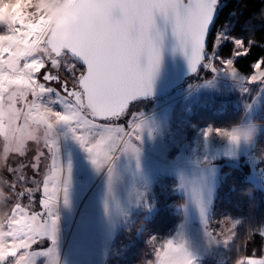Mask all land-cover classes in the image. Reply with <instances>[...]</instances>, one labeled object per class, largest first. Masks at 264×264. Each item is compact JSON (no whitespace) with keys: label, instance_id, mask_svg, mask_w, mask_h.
Returning <instances> with one entry per match:
<instances>
[{"label":"snow or ice","instance_id":"snow-or-ice-1","mask_svg":"<svg viewBox=\"0 0 264 264\" xmlns=\"http://www.w3.org/2000/svg\"><path fill=\"white\" fill-rule=\"evenodd\" d=\"M22 2L29 11L18 17L10 34L0 35V41L47 47L50 54L47 58L25 57L15 73L0 67V75L15 93L4 102L7 118L0 117V137L7 144L14 109L16 129L22 135L12 153L25 157L27 142L37 145L27 162L18 160L7 168L12 180H7L4 192L10 212L4 222L6 235L0 240V264H62L60 219L61 213L71 208L70 165L65 167L61 155L65 139L77 143L96 171L107 177L103 211L109 223L119 221L137 234L146 227L142 221L135 224L131 215V207L150 208L144 191L134 193L128 209L116 197L117 163L124 159L140 171L146 142L172 131L161 121L154 104L165 33L170 31L177 50L186 58L184 76L189 92L212 87L220 76H228L242 86L243 94H250L251 86H257L255 96H259L264 92V57H257L247 74L237 67L238 60L250 55L256 44L251 25L248 37L242 38L230 34V26L225 24L216 30L209 46L219 0H72L79 24L73 27L66 45L50 39L53 21L34 12L35 0ZM225 44H231L229 54L222 53ZM10 55V50L0 46V65ZM7 95L0 87V102ZM33 125L42 131L28 132ZM258 128L254 123L227 129L208 125L199 132L204 141L219 137L238 148L242 141L254 144ZM256 159L264 161V148L259 149ZM196 163L204 171L193 179L181 174L179 187L198 206L209 244L228 249L237 237V226L246 221L231 215L215 219L209 214L215 189L208 187L206 173L209 169L214 173L215 164L208 156ZM249 183L251 187L239 195L253 200V189H264V181L250 177ZM206 187L207 206L203 199ZM37 192L39 211L31 208ZM25 199L28 205L23 203ZM247 223L249 236L258 233L264 238V224ZM146 240L151 258L142 264H195L182 236L160 240L148 234ZM236 264H264V258L245 257Z\"/></svg>","mask_w":264,"mask_h":264},{"label":"rangeland","instance_id":"rangeland-1","mask_svg":"<svg viewBox=\"0 0 264 264\" xmlns=\"http://www.w3.org/2000/svg\"><path fill=\"white\" fill-rule=\"evenodd\" d=\"M71 5L72 0H35L33 10L35 13L48 16L54 22ZM9 11L11 21L15 25L18 17L28 12L29 7L22 0H16L15 8L10 7ZM238 20L234 18L225 24L230 26V34L247 38L248 22L244 23L243 29L242 22ZM225 24L220 25L217 30ZM5 41L11 42L22 50L18 56L15 47L8 48L4 41H0V46L12 53L0 67L12 73L17 72L19 67H9L7 62L11 60L20 64L22 59L28 57V51L38 47L26 45L20 41ZM230 50L231 44H225L222 47L223 54H227ZM0 87L9 93L3 98V102H0V117L7 118L4 102L13 99L15 93L12 85L6 82L3 75H0ZM241 87L234 84L230 77L220 76L212 87H202L194 92H189L186 87H183L165 98L154 101L157 115L172 130L170 135L146 142L140 171L124 159L117 163L119 179L115 185V194L120 204L128 209L134 193L144 191L150 202V208L145 210L141 207H131L132 217L140 212L148 216L166 211L174 213L178 217L175 225H170L164 231L155 230L150 234L157 236L160 240L176 239L182 236L187 241L195 264L211 262L236 264L237 260L245 257L264 258V238L252 240L251 236L242 234V229L250 218H247L243 212L237 213L233 210L229 211L226 206H217L218 189L223 177L221 169L225 163L236 166L248 164L251 167L250 177L257 182L264 181V171H261L264 169V161L258 162L256 159L259 149L264 148V123H261L264 117V92L255 96L257 86L253 85L250 94H243ZM237 112H240L242 119L244 117L243 120L225 122L226 117H238ZM15 120L13 109L7 144L3 137H0V178L8 176L9 181L12 177L7 168L15 166L18 160L27 162L37 148L33 141H28V153L25 157H18L12 153L21 142L22 135L16 129ZM253 123L259 125L254 144L242 141L238 148L219 137L204 141L199 132L208 125L227 129L238 125L247 128ZM27 131L39 134L42 129L33 125ZM61 155L65 167L70 165L68 195L71 205L70 209H65L61 213L60 219L58 247L62 264H142V261L151 258V248L146 240V235L149 233L145 234L142 246L133 250V253L129 251V248H132L131 241L120 246L121 250L119 249L117 237L125 226L119 221L110 224L106 218L103 200L107 188V177L103 172L96 171L87 153L69 138L62 143ZM204 156H208L215 164V172L209 169L206 173L208 187L215 189L211 205L208 206L209 214L215 219H219L222 215H231L246 221L237 226V237L228 249L213 247L209 244L203 230L198 206L179 187L181 174L186 179L198 178L201 175L204 170L200 169L196 162ZM28 175H31L30 171ZM4 182L7 183V181ZM0 194L6 195L1 190ZM39 196V192L35 193L36 201L31 204V208L35 211L40 210ZM203 199L207 206V187L204 190ZM23 203L28 205L29 201L25 199ZM113 213L115 214L114 206ZM215 226L214 222L213 227ZM5 235L3 226L0 228V240ZM248 238H251L250 242L262 244V246L260 243L257 245L261 249L256 252L257 254L248 255L245 245ZM140 255L142 259L138 258ZM115 258L118 259L114 260Z\"/></svg>","mask_w":264,"mask_h":264},{"label":"trees","instance_id":"trees-1","mask_svg":"<svg viewBox=\"0 0 264 264\" xmlns=\"http://www.w3.org/2000/svg\"><path fill=\"white\" fill-rule=\"evenodd\" d=\"M234 18H237L239 19L238 21L242 22L241 27L243 29L245 28L244 23L248 22L246 29L248 35L249 25L253 26L252 34L254 35V39L256 41L253 51L250 55L240 58L237 62L239 71L241 73L247 74L251 70V63L257 57H264V0H220L219 18L210 37L209 46L211 44V38L215 36L217 28ZM229 53L230 51L227 54ZM236 114L238 115V117H226L225 122H234L236 120L244 119V117L243 119L241 118L240 112H237ZM261 123H264V117L261 119ZM221 170L223 177L218 189L217 206H226L229 211L233 210L237 213L243 212L245 213V216L247 218H250L249 222L253 224L259 225L264 222V191L262 189H253V200H249L247 196L242 198L239 195L242 190L247 191L251 187V184L249 183V178L251 175L250 165L244 164L242 166H236L225 163L222 166ZM7 180L8 176H2V178H0V190L2 192H4V186L6 185L4 181ZM233 188H235L236 191H232ZM6 201L7 194H0V228L4 226L5 217L10 212V206L6 204ZM133 219L135 224H139L142 221L146 227L142 228L139 234L136 233L134 228L132 231H129L124 227L117 237V242L120 250V246H123L130 241L132 242V248H129V251L132 253L133 250L135 251L137 248H140L142 246V244L144 243L143 238L145 237L146 233L150 234L155 230L158 232L164 231L168 229L170 225H175L178 217H176L175 214L170 211L158 212L151 216L140 212L133 216ZM247 222L242 229V234L245 235H248ZM251 237L252 240L254 238H260L258 233H253ZM252 240L251 238H248L245 244L248 255H254L257 251L261 250L257 247L260 242H250ZM260 246H262L261 243ZM141 255L137 257L139 259H142ZM116 259L118 258H115L114 260ZM210 264L217 263L211 262Z\"/></svg>","mask_w":264,"mask_h":264},{"label":"water","instance_id":"water-1","mask_svg":"<svg viewBox=\"0 0 264 264\" xmlns=\"http://www.w3.org/2000/svg\"><path fill=\"white\" fill-rule=\"evenodd\" d=\"M220 4V0H219ZM219 4L214 8L215 17L212 20V26L209 30L211 37L214 27L219 18ZM79 24L78 9L72 5L63 11L53 22L51 27L50 39L53 35L58 37L67 36L66 41H60L61 44H67L71 38L73 27ZM210 40V39H209ZM53 41V40H52ZM53 41V42H56ZM187 71V61L183 53L177 50L175 38L171 36L170 31L165 33L164 40L161 44V62L159 75L155 81V100L165 98L176 90L185 87L184 73Z\"/></svg>","mask_w":264,"mask_h":264},{"label":"clouds","instance_id":"clouds-1","mask_svg":"<svg viewBox=\"0 0 264 264\" xmlns=\"http://www.w3.org/2000/svg\"><path fill=\"white\" fill-rule=\"evenodd\" d=\"M15 6H16V0H0V29H4L3 32H0V35H8L10 34L11 30L14 28L15 25L11 21V13L9 11V8L10 7L15 8ZM67 39H68L67 36L58 37L56 35H53L51 37V40L53 41L60 40L63 42L66 41ZM4 44L8 48L15 47L17 55L18 56L20 55L22 50L18 46L12 45L11 42L9 41H4ZM49 54H50V50L47 47H42V46H38L36 49L28 51V57L40 56L47 58ZM7 63L9 67L20 68V64H18L17 61L10 60Z\"/></svg>","mask_w":264,"mask_h":264}]
</instances>
